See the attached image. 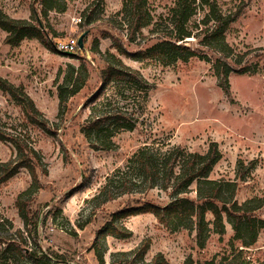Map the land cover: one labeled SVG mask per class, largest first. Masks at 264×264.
<instances>
[{
  "label": "rangeland",
  "instance_id": "374dc122",
  "mask_svg": "<svg viewBox=\"0 0 264 264\" xmlns=\"http://www.w3.org/2000/svg\"><path fill=\"white\" fill-rule=\"evenodd\" d=\"M33 1L0 0V10L10 18L29 20ZM123 1L64 0L63 12L47 15L40 13L36 3L33 5L41 23L47 26L49 38L77 39L85 34L79 56L50 51L36 39H24L11 47L0 29V77L21 86L52 127L47 133L30 126L19 105L0 90V127L16 130L25 138L28 134L46 170V174L37 171L40 188L30 207L38 219L34 238L28 237L31 227H24L15 206L18 194L30 185L27 170L21 168L0 183V264H37L47 259L54 264L141 262L133 251L144 241V262L161 254L169 264H264V228L249 247L230 244L233 232L225 217V233L220 237L210 226L203 247L197 245L194 231L169 230L151 213L121 220L130 231L128 237L105 235L104 226L113 212L143 202L162 206L168 200L163 191L154 188L143 194L124 195L95 211L90 201L105 176L145 141L169 142L197 153H204L215 142L221 156L209 177L237 181L238 202L264 194V0H215L224 13L238 12L225 39L236 54L249 52L240 65L257 66L255 75H229V96L219 87L210 61L191 58L162 66L153 60L120 56L151 85L148 103L142 123L133 131L115 136L113 150H96L79 133L87 114L85 102L100 85L99 73L105 65L94 50L118 55L117 44H121L131 53L144 51L160 39L157 31L163 24L159 17H164L175 2L147 0L150 24L142 29V35L135 33L132 37L128 36L127 14L121 12ZM78 18L80 21H76ZM199 18L197 14L193 19ZM99 19L111 20L116 28ZM86 20L92 22L86 24ZM196 42L189 45L195 47ZM204 51L213 61L216 55ZM80 64L86 66L87 79L68 96L60 120L58 90L69 94ZM11 155L9 142L0 141V163ZM240 162L243 175L238 173ZM254 215L264 220V207ZM206 218L211 220V215ZM16 243L34 252V258L23 253L19 256Z\"/></svg>",
  "mask_w": 264,
  "mask_h": 264
},
{
  "label": "trees",
  "instance_id": "16d2710c",
  "mask_svg": "<svg viewBox=\"0 0 264 264\" xmlns=\"http://www.w3.org/2000/svg\"><path fill=\"white\" fill-rule=\"evenodd\" d=\"M146 2L147 0L123 1L121 12L128 17V36L133 37L135 33L142 35V29L149 26L152 16ZM35 3L43 15L63 12L65 9L64 0H34L33 5ZM33 5L29 20L10 18L0 10V29L6 33L5 43L15 47L24 39H36L48 50L63 54L56 49L59 39L48 37L47 26L41 23L39 13ZM197 14H200V18L193 19ZM237 15V11L224 13L215 0H175L166 15L159 17L163 24L157 31L160 39L144 51L131 53L123 49L121 44H117L118 55L108 50L102 53L94 50L100 54L105 65L99 73L100 85L85 102L87 114L79 125V133L89 147L111 151L115 147V136L133 131L142 123L140 119L148 103L151 85L138 70L124 64L120 56L140 61L153 60L162 66L187 62L191 58L210 61V70L227 96L230 93L228 77L232 72L255 75V64L240 65L249 52H245L243 56L236 54L225 39V34ZM103 21L116 28L111 20ZM90 22L92 21L86 20L85 23ZM191 41H197L195 47L189 45ZM202 49L215 54L214 60H210ZM82 53L83 49H79L77 44L76 50L67 56H79ZM86 79V66L80 64L75 70L74 86L70 87L69 94L64 95L59 88L58 119L61 120L65 113L68 96L75 94ZM0 90L19 105L30 126L47 133L51 131L48 120L38 111L21 86H14L0 77ZM0 141H8L12 151L10 159L0 163V183L15 175L21 168L26 169L29 174L30 185L18 194L15 206L24 227H31L28 237L34 238L38 219L30 207L40 188L37 171L46 174V170L28 134L25 138L16 130L6 131L0 127ZM220 156L215 142H211L204 153L190 152L169 142L141 143L121 166L105 176L97 193L90 199L94 211L124 195L143 194L154 188L163 191L168 200L162 206L143 202L113 212L110 221L104 226L105 235L128 237L130 231L121 220L131 215L151 213L160 225L169 230L194 231L197 245L203 247L210 226L220 237L225 233V217L233 232L230 244L235 242L243 247L253 245L259 231L264 228V220L254 215L264 207V194L238 202L237 181L211 179L210 172ZM242 168L240 162L238 173L243 175ZM208 214L211 215V220L206 218ZM33 241L35 242L34 239ZM14 245H17L16 252L20 253L19 256L23 253L34 258V252L27 251L17 243ZM146 248L144 241L133 251L139 254L141 262H134L132 259L110 264H169L161 254L144 262ZM97 255L98 260L102 261V254ZM37 264L54 263L47 259L46 262Z\"/></svg>",
  "mask_w": 264,
  "mask_h": 264
},
{
  "label": "built area",
  "instance_id": "2783aa9c",
  "mask_svg": "<svg viewBox=\"0 0 264 264\" xmlns=\"http://www.w3.org/2000/svg\"><path fill=\"white\" fill-rule=\"evenodd\" d=\"M80 21V18L78 20ZM77 47V39L76 38H68L65 40H59L56 44V49L60 52H69L72 53L76 50Z\"/></svg>",
  "mask_w": 264,
  "mask_h": 264
},
{
  "label": "water",
  "instance_id": "95a60500",
  "mask_svg": "<svg viewBox=\"0 0 264 264\" xmlns=\"http://www.w3.org/2000/svg\"><path fill=\"white\" fill-rule=\"evenodd\" d=\"M84 33L81 34L78 38H77V44L79 45V49L83 48V37H84ZM65 55H70L71 53L69 52H64Z\"/></svg>",
  "mask_w": 264,
  "mask_h": 264
}]
</instances>
